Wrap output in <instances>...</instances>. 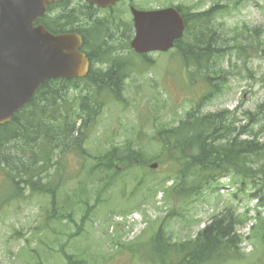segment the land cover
Instances as JSON below:
<instances>
[{
	"label": "rangeland",
	"instance_id": "obj_1",
	"mask_svg": "<svg viewBox=\"0 0 264 264\" xmlns=\"http://www.w3.org/2000/svg\"><path fill=\"white\" fill-rule=\"evenodd\" d=\"M131 5L195 13L214 8L209 25L222 32L221 55L208 71L187 68L175 49L137 55L126 46L133 38ZM74 6L80 15L91 9ZM52 10L50 18L60 8ZM94 14L92 24L105 25L100 41L110 45L109 58L124 61L122 90L106 99L83 153L75 148L53 158L54 198L30 193L26 177H7L0 167V264H66L67 255L72 264H160L151 245L159 226L173 241L192 239L224 208L238 215L241 241L235 257L221 264H264V204L250 195L258 180L242 184L227 175L204 181L188 198L177 196L172 187L183 163L159 138L190 111L226 110V123L241 139L253 131L264 141V0H127ZM107 67L93 64L97 71ZM242 127L248 131L238 132ZM112 151L124 161L108 157ZM32 169L29 164L16 175Z\"/></svg>",
	"mask_w": 264,
	"mask_h": 264
},
{
	"label": "trees",
	"instance_id": "obj_2",
	"mask_svg": "<svg viewBox=\"0 0 264 264\" xmlns=\"http://www.w3.org/2000/svg\"><path fill=\"white\" fill-rule=\"evenodd\" d=\"M58 7L60 15L56 21L47 23L42 19V22L55 32H80L83 36L82 48L91 60L90 71L84 78L43 82L11 121L0 124V167L6 168L7 177L24 176L23 182L30 193L47 194L52 198L57 189L49 172L50 168L56 167L53 158L59 159L60 154L75 148L84 152L82 144L106 99L111 96L117 98L122 90L124 67V61L119 58L111 61L110 45L100 41L99 30L102 29L99 27L103 24L88 23L90 28L82 31L77 28L78 7L68 5L67 0L58 3ZM175 7L185 25L183 37L174 45L176 54L187 68L208 71L210 61L223 51L222 32L209 25L216 10L211 8L204 13H195ZM82 12L83 15L78 12L80 17L90 19L89 10ZM126 46L129 47V44ZM141 56L144 58L146 55ZM96 62L106 63L108 67L105 71H97L93 68ZM208 73L215 74L214 67ZM204 78L211 80L209 74ZM196 112H188L178 125L159 135L169 154L183 163L178 171L179 181L172 187L173 192L188 198L200 192L204 181L214 182L222 176L233 175L240 178L242 184L252 185L258 180L260 187L250 195L257 197L260 205L264 204V141H260L253 131L248 139H241L235 134L236 128L232 123H226V110L200 115ZM246 131L242 127L238 132ZM59 144L66 145V149H59ZM110 156L124 161L115 151L109 152ZM29 164L34 165L32 172L22 170L16 175ZM45 172L51 173L46 175L50 179L42 178ZM240 223L232 208H224L212 216L192 239L173 241L159 226L151 238V245L162 255L159 257L160 264H221L235 257L241 241L236 229ZM65 257L66 264H72L70 255Z\"/></svg>",
	"mask_w": 264,
	"mask_h": 264
},
{
	"label": "water",
	"instance_id": "obj_3",
	"mask_svg": "<svg viewBox=\"0 0 264 264\" xmlns=\"http://www.w3.org/2000/svg\"><path fill=\"white\" fill-rule=\"evenodd\" d=\"M88 1L106 7L118 0ZM48 2L0 0V124L11 120L44 80L82 77L88 70V59L78 50L80 36L53 35L34 24ZM130 11L135 32L130 46L137 53L168 51L183 34V19L173 7Z\"/></svg>",
	"mask_w": 264,
	"mask_h": 264
},
{
	"label": "flooded vegetation",
	"instance_id": "obj_4",
	"mask_svg": "<svg viewBox=\"0 0 264 264\" xmlns=\"http://www.w3.org/2000/svg\"><path fill=\"white\" fill-rule=\"evenodd\" d=\"M124 1H127V0H119L116 3V5L117 4H122V3H124ZM67 3L70 6H72V5H79V6H87V7H90L93 11H95L94 13H99V12H102V11H105V10H109L108 8L107 9L99 8L96 5H93V4L89 3V2H87L86 0H67ZM91 9H89L90 10V13H91V16H89V17H90V19L96 20L97 16H95V14L92 12ZM59 15H60L59 12L54 11V17H57ZM80 19H82V16L80 17ZM79 24H81V27H82L83 30H88L90 28L88 24L86 26H84V24H82V22H79L78 25ZM89 24H91V21L89 22ZM78 25H77V28H78ZM104 27H105V25L100 26L99 29H103L104 30Z\"/></svg>",
	"mask_w": 264,
	"mask_h": 264
}]
</instances>
